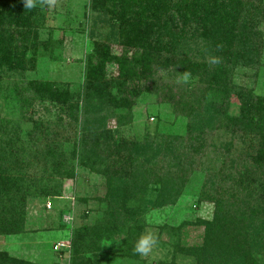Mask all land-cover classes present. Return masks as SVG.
<instances>
[{
	"label": "trees",
	"instance_id": "1",
	"mask_svg": "<svg viewBox=\"0 0 264 264\" xmlns=\"http://www.w3.org/2000/svg\"><path fill=\"white\" fill-rule=\"evenodd\" d=\"M42 8L32 0H0V94L21 112L35 102L55 105L67 116L57 118L58 126L75 123L79 132L66 151L68 137L49 120L22 113L32 128L21 141L20 122L0 119V234L22 231L36 190L43 201L59 194V181L49 190L26 178L22 166L30 156L57 178L74 177L75 162L105 177V193L94 222L73 228L69 264H102L101 244L111 241L121 245V257L140 259L145 212L174 205L209 157L197 204L212 203V214L193 222L203 228L196 243L184 239L189 221L159 226L157 237L165 235L171 248L164 264H264V96L234 81L238 67L262 65L264 0H89L110 25L104 37L121 51L112 54L108 43L97 42L78 90L63 82L4 80L32 67L44 47L36 28ZM107 62L116 74H106ZM144 91L186 118L184 134L121 137ZM0 264L39 263L0 250Z\"/></svg>",
	"mask_w": 264,
	"mask_h": 264
},
{
	"label": "rangeland",
	"instance_id": "2",
	"mask_svg": "<svg viewBox=\"0 0 264 264\" xmlns=\"http://www.w3.org/2000/svg\"><path fill=\"white\" fill-rule=\"evenodd\" d=\"M37 6L43 5L44 20L36 25L40 42L32 67L21 72H11L4 77L5 81L19 82L21 80L51 81L67 83L71 90L81 88L85 80V67L89 55L93 53L97 42H106L112 54H119L121 46L113 39H107L103 33L110 25L100 20L97 11H91L89 0H32ZM113 24L116 20H112ZM103 23V24H102ZM101 31L102 35L98 32ZM262 65L258 70L238 67L234 81L239 85L252 87L255 94L264 96V51ZM107 75L117 73L113 62L105 64ZM235 103V102H234ZM233 103V106L235 104ZM18 102L4 101L0 94V119L20 122L19 140L27 138V132L32 128V122L25 117L32 116L35 120L52 122L54 131L61 132L64 138L63 148L70 151L77 141L79 127L73 123L66 130L58 126V117L67 121L66 112L55 105L35 102L32 107H26L23 112L17 109ZM186 118L175 116L172 108L165 102H156L153 95L142 92L134 99L130 120L120 128L123 138H143L145 133L184 134ZM57 124V126H56ZM108 128L116 133L115 120L108 122ZM33 140V139H32ZM35 142V140H33ZM37 142V141H36ZM38 143V142H37ZM36 144V143H35ZM25 161V160H24ZM23 159L21 162H24ZM23 163L22 171L29 179L41 180L38 185L43 189L52 190L58 183L59 194L47 196L45 201L36 190L30 196L25 207V223L17 234H0V250L8 254L39 264H69L70 242L73 228L83 224H92L99 215L97 201L105 193V177L93 173L87 168L73 162L74 177H55L44 170V161L30 156ZM209 157L189 176L183 194L174 205L148 209L144 219L147 227L143 234L140 259L121 257V245L103 242L99 251L102 264H164L171 259V248L165 235L157 237L161 225H180L191 222L183 228L187 243H196L201 239L203 228L194 224L198 218H209L212 214V203L197 204L198 191L201 187L204 173L211 165ZM57 178V179H56ZM55 179V180H54ZM56 188V187H55ZM101 208V207H100ZM63 216H68L71 223H65ZM61 224L64 226L61 227ZM56 243L65 246L55 249ZM182 262L181 257L178 258Z\"/></svg>",
	"mask_w": 264,
	"mask_h": 264
},
{
	"label": "built area",
	"instance_id": "3",
	"mask_svg": "<svg viewBox=\"0 0 264 264\" xmlns=\"http://www.w3.org/2000/svg\"><path fill=\"white\" fill-rule=\"evenodd\" d=\"M63 219H64L65 223H67V224H70V223H71V219H70V217H68V216H63ZM63 246H65V244H63V243H56V244H55V249H58L59 247L61 248V247H63Z\"/></svg>",
	"mask_w": 264,
	"mask_h": 264
}]
</instances>
